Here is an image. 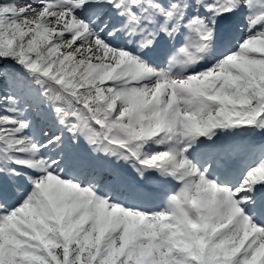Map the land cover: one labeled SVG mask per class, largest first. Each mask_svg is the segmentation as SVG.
I'll use <instances>...</instances> for the list:
<instances>
[{
    "label": "snow or ice",
    "instance_id": "6c2138e0",
    "mask_svg": "<svg viewBox=\"0 0 264 264\" xmlns=\"http://www.w3.org/2000/svg\"><path fill=\"white\" fill-rule=\"evenodd\" d=\"M0 264H264V0H0Z\"/></svg>",
    "mask_w": 264,
    "mask_h": 264
}]
</instances>
